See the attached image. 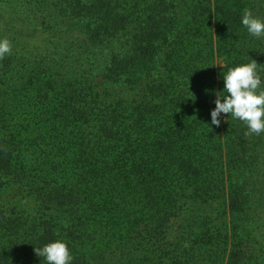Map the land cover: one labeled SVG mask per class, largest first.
I'll return each mask as SVG.
<instances>
[{
    "label": "trees",
    "instance_id": "16d2710c",
    "mask_svg": "<svg viewBox=\"0 0 264 264\" xmlns=\"http://www.w3.org/2000/svg\"><path fill=\"white\" fill-rule=\"evenodd\" d=\"M245 9L264 18L260 0H0V264H46L55 239L72 264H264V133L210 116L228 67L264 74ZM99 67L144 94L104 102ZM226 190L214 217L183 214Z\"/></svg>",
    "mask_w": 264,
    "mask_h": 264
},
{
    "label": "clouds",
    "instance_id": "9594fccd",
    "mask_svg": "<svg viewBox=\"0 0 264 264\" xmlns=\"http://www.w3.org/2000/svg\"><path fill=\"white\" fill-rule=\"evenodd\" d=\"M264 3V0H260ZM242 24L250 36L264 37V18L254 14L252 9H245L241 17ZM12 43L7 38H0V58L11 52ZM222 68L224 64L218 63ZM261 64L251 59L250 62L228 67L223 72V89L215 92V107L211 109V124L219 126L224 114L246 125V135L256 136L264 133V74ZM46 264H72L73 253L68 241L55 239L35 249Z\"/></svg>",
    "mask_w": 264,
    "mask_h": 264
},
{
    "label": "rangeland",
    "instance_id": "374dc122",
    "mask_svg": "<svg viewBox=\"0 0 264 264\" xmlns=\"http://www.w3.org/2000/svg\"><path fill=\"white\" fill-rule=\"evenodd\" d=\"M94 52L98 55L99 60L97 63H101L102 59L100 58L101 53H105L104 47H93ZM104 49V50H103ZM89 86L90 91L93 95L96 97H99L104 102L107 103H115L116 101H132L133 99H139L144 94V91L142 89L143 85L139 84L135 88H130L127 84H120L117 82H111L110 80H107L104 78L102 67H99L94 75L90 77L89 80ZM13 190V189H12ZM227 194V190L221 193V198L218 200L207 203L206 205H194V208L192 206H185L186 211L183 214H187V212L190 209L198 211L196 215H199L201 218L205 217H214V214H217V208L221 209L219 206L220 204L223 205V201L225 199V196ZM3 195V194H2ZM1 195V197H2ZM4 201L9 202L10 204H17L21 205L23 203V194L21 193V190L15 189L11 192H8L4 196ZM215 213H214V212ZM194 213V211L192 212ZM261 216L264 218V209L260 212ZM183 221H180V223H175L173 228L175 229L179 224H181ZM215 224L220 225H226L230 223V216L229 213H224L222 210L217 215V217L214 219Z\"/></svg>",
    "mask_w": 264,
    "mask_h": 264
}]
</instances>
